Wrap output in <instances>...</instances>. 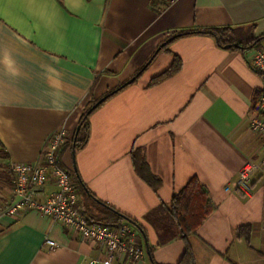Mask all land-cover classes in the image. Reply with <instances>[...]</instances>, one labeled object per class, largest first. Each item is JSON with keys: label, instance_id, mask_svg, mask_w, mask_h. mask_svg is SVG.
Here are the masks:
<instances>
[{"label": "crops", "instance_id": "0c3cea01", "mask_svg": "<svg viewBox=\"0 0 264 264\" xmlns=\"http://www.w3.org/2000/svg\"><path fill=\"white\" fill-rule=\"evenodd\" d=\"M199 29H231L243 42L262 36L264 0H0V264L103 258L97 243L36 212L1 213L14 199L11 166L37 164L61 130L57 162L79 185L81 213L129 223L144 250L138 264L178 263L185 246L163 207L192 178L214 206L187 237L195 264H264V171L248 195L225 191L264 155L249 129L261 81L246 50L190 35L155 54L170 36ZM175 58L180 69L152 84ZM136 75L90 114L86 144L71 149L89 103ZM136 154L156 187L137 173ZM53 191L48 184L38 199Z\"/></svg>", "mask_w": 264, "mask_h": 264}, {"label": "built area", "instance_id": "2783aa9c", "mask_svg": "<svg viewBox=\"0 0 264 264\" xmlns=\"http://www.w3.org/2000/svg\"><path fill=\"white\" fill-rule=\"evenodd\" d=\"M246 52L248 63L261 81L249 129L264 140V40ZM65 141V132L58 131L49 139L37 164L11 166L14 199L3 208L2 215L17 217L24 212L33 211L60 224L85 241L97 243L103 258L91 259L86 264H138L144 256V250L136 245V233L129 223L103 224L88 219L81 213L77 205L76 186L71 181L70 172L61 168L56 158L60 145ZM262 171L264 155L260 159L246 161L240 168L237 179L225 191L234 190L248 195L252 188V177ZM48 184H52L55 191L41 201L38 197L43 195V189ZM45 246L52 250L56 245L52 240L46 239Z\"/></svg>", "mask_w": 264, "mask_h": 264}, {"label": "trees", "instance_id": "16d2710c", "mask_svg": "<svg viewBox=\"0 0 264 264\" xmlns=\"http://www.w3.org/2000/svg\"><path fill=\"white\" fill-rule=\"evenodd\" d=\"M190 35L209 36L215 40V42L220 48H225L226 46H230L229 49H235V50H247L256 47L264 40V35H262L256 38L249 39L248 41L245 42L237 41L234 36V31L231 29H199L196 31L181 32L170 36L168 39L173 38V40H175L177 38L190 36ZM169 43L164 45L160 50L166 48ZM179 69H180V61L179 59L175 58L172 64L170 65V67L167 70H165L161 75L156 77L152 81V84H155L165 78L172 76ZM141 72L139 71L137 74H140ZM115 90L109 91L104 96L107 97L106 100L109 99L114 94H116L113 93V91ZM96 102L97 101H91L89 105L84 109L77 125L80 127L77 136L75 137V133H74L69 141V147L74 151L81 149L88 140V136H89L88 118L90 114L87 115V111ZM56 158H57V154H56ZM133 163L135 165V169L139 174V176H142V178L145 179V181L152 187H156V184H158V180L154 179L151 175L147 173V168L145 166L143 158L142 157L140 158L138 154H136L135 156H133ZM142 171L144 172V174H142ZM70 174L73 176L72 172ZM75 186H79L78 183H76ZM163 208L168 219L177 228L179 238L183 241L185 246L183 254L180 257L177 264H195L192 251L187 243V237L190 234L195 233L197 228L213 212L214 210L213 204L207 197L204 189L201 187L197 179L192 178L179 192L175 193L172 196L169 205L164 206ZM109 210L115 214L113 216L115 217L116 220H121L119 213L116 212L117 213L116 214L115 211L111 209ZM125 220L128 219L125 218ZM128 221L132 222L130 220Z\"/></svg>", "mask_w": 264, "mask_h": 264}, {"label": "water", "instance_id": "95a60500", "mask_svg": "<svg viewBox=\"0 0 264 264\" xmlns=\"http://www.w3.org/2000/svg\"><path fill=\"white\" fill-rule=\"evenodd\" d=\"M173 40V38H170V39H168L164 44H162L157 50H156V52H155V54L158 52V51H160V49L164 46V45H166L167 43H169L170 41H172ZM230 48V46H226L225 47V49H229ZM143 68H145V67H143ZM143 70V69H142ZM141 70V71H142ZM140 71V72H141ZM136 77H137V75L135 76V77H133L132 79H130L129 81H127L126 83H124L122 86H120L118 89H116L115 91H113V93H117L119 90H121V89H123L124 87H126V86H128V85H130L131 83H133L134 82V80L136 79ZM112 93V94H113ZM106 98L107 97H103V98H101L100 100H98L88 111H87V115H89V114H91L92 113V111H94L97 107H99L105 100H106ZM79 126L77 127V129H76V132H75V137L77 136V133H78V131H79ZM73 154H74V151H73ZM74 172H76L75 171V168H74ZM116 213V212H115ZM117 214V213H116ZM120 217L122 218V219H125L123 216H121L120 215ZM148 255H149V253H148Z\"/></svg>", "mask_w": 264, "mask_h": 264}]
</instances>
